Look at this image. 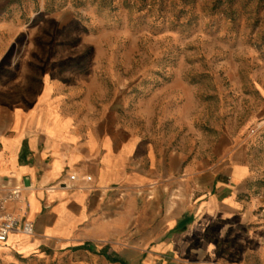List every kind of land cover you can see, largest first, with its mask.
Instances as JSON below:
<instances>
[{
	"label": "crops",
	"instance_id": "crops-1",
	"mask_svg": "<svg viewBox=\"0 0 264 264\" xmlns=\"http://www.w3.org/2000/svg\"><path fill=\"white\" fill-rule=\"evenodd\" d=\"M11 18L0 68L16 54ZM29 68L10 61L0 80V197L23 188L7 209L35 234L0 243V264H264L254 137L223 134L210 156L195 157L151 143L124 115L99 113L92 78ZM252 119L264 129V115Z\"/></svg>",
	"mask_w": 264,
	"mask_h": 264
},
{
	"label": "rangeland",
	"instance_id": "rangeland-1",
	"mask_svg": "<svg viewBox=\"0 0 264 264\" xmlns=\"http://www.w3.org/2000/svg\"><path fill=\"white\" fill-rule=\"evenodd\" d=\"M9 16L16 54L0 80L10 61L92 78L99 113L151 143L207 158L223 134L252 136L264 159L252 121L264 115V0H0V34Z\"/></svg>",
	"mask_w": 264,
	"mask_h": 264
},
{
	"label": "built area",
	"instance_id": "built-area-1",
	"mask_svg": "<svg viewBox=\"0 0 264 264\" xmlns=\"http://www.w3.org/2000/svg\"><path fill=\"white\" fill-rule=\"evenodd\" d=\"M71 181L76 180V176L70 177ZM86 180L90 182L91 177ZM23 188L15 187L10 189L7 195L0 197V243H6L9 236L14 232H21L25 235L32 236L35 234L34 225L31 222L25 221L23 217L18 216L16 213L8 211L7 207L10 203L18 202L21 200Z\"/></svg>",
	"mask_w": 264,
	"mask_h": 264
}]
</instances>
